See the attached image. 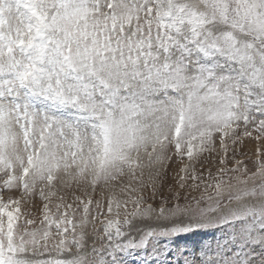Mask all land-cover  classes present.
<instances>
[{
    "label": "snow or ice",
    "instance_id": "1",
    "mask_svg": "<svg viewBox=\"0 0 264 264\" xmlns=\"http://www.w3.org/2000/svg\"><path fill=\"white\" fill-rule=\"evenodd\" d=\"M262 140L264 0H0V264H264Z\"/></svg>",
    "mask_w": 264,
    "mask_h": 264
},
{
    "label": "rangeland",
    "instance_id": "2",
    "mask_svg": "<svg viewBox=\"0 0 264 264\" xmlns=\"http://www.w3.org/2000/svg\"><path fill=\"white\" fill-rule=\"evenodd\" d=\"M248 131H253L251 127H249L247 129ZM245 131V128L243 125H241V127L239 129H237V135L243 136V132ZM256 135V133L253 131V137ZM261 145H264V140H262ZM217 148H219V144L217 143ZM230 149H231V145H230ZM255 149H256V141L253 138H244L243 141V154L238 155L236 157V159H240L244 161V165L248 166V168L250 169V171H254V167H252V163L251 161H253L255 159ZM230 155H231V151H230ZM205 156H207V154H205ZM203 159V157H202ZM187 160L184 161H180L178 159L174 160L171 164V166L168 169V182L169 184H174L175 180L174 178L177 177V174L179 172V167L182 165V163H187ZM230 167L232 166L231 164L229 165ZM201 164L197 163L196 165V169L199 172L201 170ZM213 174H215V167L212 168ZM204 174L207 175V170H206V166H205V171ZM147 175V173H146ZM42 185H37V190L36 193L33 194H24L23 193V189L22 188H13L11 190L8 189H4L2 187H0V198H3L4 200H7L9 198L12 199H21V211L22 212H30L31 216L28 218H36L37 220H39V218H41L42 215V206H43V201L41 200L39 194H38V190L39 187H41ZM75 189V185H73V190ZM53 191L57 192V197L61 196V195H67L71 196V190L67 189V188H62L61 185L57 184L56 187L53 189ZM98 193H99V188L97 189V193L93 194V198H99L98 197ZM76 195H80V192H75ZM196 195H199V193H195ZM57 197H53V202H56ZM89 226V230H90ZM97 227H99V224H97ZM209 238H211L212 236L215 237H219L220 233L218 231H212L209 234ZM201 236H197L194 239H201ZM30 259H33L35 261H39V260H43V259H49V258H55V253H48V252H38L35 256H32V254H28ZM129 264H132L131 261H129ZM136 264H139V260L136 261Z\"/></svg>",
    "mask_w": 264,
    "mask_h": 264
}]
</instances>
